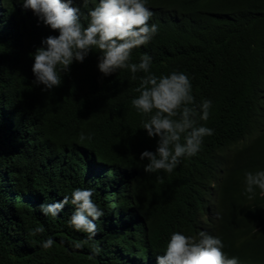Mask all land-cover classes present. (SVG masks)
Returning <instances> with one entry per match:
<instances>
[{
    "label": "trees",
    "instance_id": "16d2710c",
    "mask_svg": "<svg viewBox=\"0 0 264 264\" xmlns=\"http://www.w3.org/2000/svg\"><path fill=\"white\" fill-rule=\"evenodd\" d=\"M2 1L0 28L15 21L16 30L0 31V264H156L174 232L198 239L201 231L219 237L238 264H264V194L256 189L248 199L245 192V173L264 170V0H147L158 32L133 49L131 62L148 54L158 77L185 73L197 124L214 130L171 173H145L148 161L140 159L158 140L131 104L145 74L105 76L92 50L46 90L35 83L34 53L59 32L23 22L20 0ZM72 6L87 26L94 4ZM205 99L212 107L201 121ZM76 188L93 191L107 222L105 205L121 199L123 219L103 233V247L69 226L72 214L64 211L74 209ZM65 196L57 216L41 211ZM36 227L43 233L31 235Z\"/></svg>",
    "mask_w": 264,
    "mask_h": 264
},
{
    "label": "clouds",
    "instance_id": "9594fccd",
    "mask_svg": "<svg viewBox=\"0 0 264 264\" xmlns=\"http://www.w3.org/2000/svg\"><path fill=\"white\" fill-rule=\"evenodd\" d=\"M19 16L28 25L51 28L58 31V36L50 35L42 40V46L34 53L32 72L35 83L42 84L46 90L61 85V73L68 72L73 61L83 62L92 50L100 53L98 68L105 76L127 69L135 80L140 77L135 89L139 95L131 101L132 106L147 119L142 121V128L149 137H156L155 151L145 150L140 154L141 160H147L145 173L163 171L171 173L184 157L195 155L201 148L206 136L213 135L214 130L197 124V109L194 104L192 85L185 73L172 72L157 76L151 72L152 58L143 54L138 63L131 62L132 51L148 44L158 32L156 24L149 25L153 13L146 6L147 0H83V5L90 2L88 23L81 22V10L72 6L73 0H20ZM5 4L0 0V25ZM7 10V9H6ZM7 20L12 17L7 14ZM15 23V21H13ZM13 23L0 31L12 32ZM5 106V102L1 103ZM1 112H4V107ZM212 101L205 99L199 105V120L207 121L210 116ZM0 112V113H1ZM2 114V113H1ZM81 139H84L83 133ZM124 195L130 188L119 186ZM259 189L264 194V170L245 173V192L248 199H253ZM213 194V193H210ZM91 189L76 188L70 203L74 209L66 210L71 215L69 226L88 234V239L98 247H103V233L116 228L123 219L119 206L121 199L115 197L112 203L105 205V214L111 222L103 218L104 212L92 200ZM69 203V197L51 204L40 205L45 215L57 216ZM42 227H36L30 233H43ZM54 241L49 238L42 243L44 249L52 247ZM86 243V241H85ZM75 248L83 247L76 243ZM94 247L92 252L98 255L100 249ZM224 244L219 237L203 231L199 238L190 237L181 232H174L166 244L164 254L156 256V264H238V258H229L223 251Z\"/></svg>",
    "mask_w": 264,
    "mask_h": 264
},
{
    "label": "bare ground",
    "instance_id": "6f19581e",
    "mask_svg": "<svg viewBox=\"0 0 264 264\" xmlns=\"http://www.w3.org/2000/svg\"><path fill=\"white\" fill-rule=\"evenodd\" d=\"M89 134V133H88ZM90 139V138H89ZM28 168V167H27ZM16 178V177H15ZM25 188V187H24Z\"/></svg>",
    "mask_w": 264,
    "mask_h": 264
}]
</instances>
